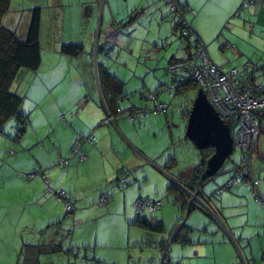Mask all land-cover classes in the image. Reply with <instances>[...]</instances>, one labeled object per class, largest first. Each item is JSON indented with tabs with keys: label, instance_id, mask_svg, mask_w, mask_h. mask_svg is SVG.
<instances>
[{
	"label": "crops",
	"instance_id": "0c3cea01",
	"mask_svg": "<svg viewBox=\"0 0 264 264\" xmlns=\"http://www.w3.org/2000/svg\"><path fill=\"white\" fill-rule=\"evenodd\" d=\"M245 1L175 0L179 7L190 10L186 16L187 20L207 46L214 64L225 68L227 63H233L232 70L238 68L242 70L247 65L256 66L257 69L253 73L255 84L264 88V55L260 54L262 58L257 60L248 48L241 49L239 53L238 47L227 40L223 44L233 49L234 57L229 60L226 56L217 55V61L208 46L209 43H213L215 34L222 26H226L228 20L239 14V9ZM255 2L251 13L247 7L243 8L252 21L245 24L246 26L250 24L248 35L264 41V0ZM36 9L41 11L42 63L32 78L41 79L44 84H40V87L43 86L45 94L59 97L54 98L51 109L46 108L35 120H30V116L25 115L29 119L28 128L29 125L37 128L39 124H43V129L46 130L41 135L38 133L32 141L29 140L31 143H27L28 129L19 140L14 137L16 129L12 136L4 131L0 132V264H23L25 254L31 251L28 247L41 244H62L64 248H68V244L76 245L85 249L87 255L90 253L89 245L93 242L86 237L89 224L83 223L79 226L81 220L78 221L76 216L80 215L84 219L86 213L95 209V203H100L101 194H107L109 191L113 193L124 183L122 175L128 164L121 165L120 160H111L108 157L111 152L121 155L122 152L119 151L127 147L140 160L139 164L147 165L149 168L155 166L163 175V172H171V176L167 174L168 179L161 175V180L167 182L169 178H175L176 186L179 182L191 185L196 169L188 171L184 176L182 170L177 172L179 166L176 161H169L165 165L158 162L159 157L156 156L155 150L150 151L145 142L141 141L140 133L135 126L140 119L142 122L139 127L148 124L149 120L140 116L131 121L126 114L130 109H150L151 105L139 104L137 99L128 98L129 94L138 92L136 89L138 87L132 85L133 78L129 75L128 78H123L127 76L121 72L113 73L115 61L110 63L105 57L106 51L114 50L112 48L116 45V49L128 48L130 40H134L137 34L142 33L143 46L149 42L156 54L166 50L165 55L160 53L163 56L162 60L167 59L168 53H171L167 71L174 60L184 58L186 55L179 53L177 49L171 51L176 36L168 4L164 0H24L22 3H15L12 0L8 25L25 37L32 11ZM240 22L243 20L236 23ZM72 46L78 48L79 52L72 54L64 51L65 48ZM132 50L133 54L134 49ZM95 51H98V54L103 53L102 58L98 56V62L94 60ZM161 59H157V62ZM161 63L159 61L158 65ZM43 67L52 72L47 73L50 76L40 78L39 70ZM64 67L79 71L81 76L67 78L63 74ZM128 68L127 64L122 63L118 65L117 70L128 71ZM31 75L32 71H23L20 80L13 85V90H18L17 85ZM156 77L165 79L164 74L161 77L156 74ZM172 84H174L172 79L170 81L165 79L160 84L155 92L158 95L157 103L166 104L165 101H159V96L167 92L166 88ZM64 87L67 90L63 89ZM69 95L81 96L83 99L80 102L81 108L76 109L72 100H66ZM20 112L23 114L22 108ZM121 112L124 115L118 114ZM261 115L262 129L253 170L254 177L259 180L256 188L263 204L256 203L252 187L243 181V176L239 172L232 170L235 164L231 163L226 167L233 152L220 172L202 186V194L212 202V208L218 214L221 223L214 219L212 222L202 210L197 209L200 213L192 211L186 220V226L188 225L186 230L181 233L180 239L172 241V244H175L174 247L171 245L172 262L264 264V113ZM66 119L70 124H66ZM67 125H71V128ZM92 137L95 138L93 145L88 142ZM79 140H84L82 149L88 156L86 161H79L73 156L72 148ZM235 150L237 149L234 148ZM240 152L242 155V151ZM61 160L67 161L68 166L60 171L57 168ZM139 164L136 168L142 166ZM128 166L130 167V164ZM39 170L44 173L48 183L39 176L27 179L28 175ZM128 178L130 177L126 176V181H131H127L129 187L138 181L137 177ZM147 180L149 179L145 177L144 181ZM230 181H233V184L224 191L222 198L216 197L218 190ZM59 191H66L74 202L75 211L72 215L66 214L64 202L57 195ZM116 196L112 201L110 197L109 203L106 204L108 214L117 206ZM135 197L133 193L125 196L126 200L130 199V204ZM88 206L93 209H89ZM175 215L177 217L176 211L173 213L174 219ZM71 220L74 221L73 224H70ZM155 221L157 225H162L165 231V224L162 221ZM139 228L145 230L140 225ZM225 229H228L229 234ZM177 230L176 227L173 234ZM69 235L71 238H68ZM94 245L97 255L100 247L97 241ZM161 250L163 252V248ZM161 256L162 254L157 253L148 260H141V264H161ZM67 257L74 256L58 252L41 255L38 260L40 264H71ZM115 258L113 257L114 261ZM92 260L94 264H106L101 260L94 258Z\"/></svg>",
	"mask_w": 264,
	"mask_h": 264
},
{
	"label": "rangeland",
	"instance_id": "374dc122",
	"mask_svg": "<svg viewBox=\"0 0 264 264\" xmlns=\"http://www.w3.org/2000/svg\"><path fill=\"white\" fill-rule=\"evenodd\" d=\"M14 1L15 3H22L24 0ZM253 1L255 2L256 0ZM239 11L240 12L238 15H234L230 20L226 22L227 25H223L222 29L215 34L213 43L208 44L212 56L215 60H217V55L222 57L226 56L229 60L234 57L235 53L233 49H230L226 47L225 44H223L227 42V40H230L231 43L238 47L239 53L241 52V49L248 48L252 52L253 56H256L255 58L257 60H260L262 58L260 54L264 55V41L256 40L255 37H251L250 35H248L250 24L247 25L248 27L246 26V24L248 22H252L250 20L251 17H249L250 15L247 14L245 9L241 7ZM173 16L174 14H171L170 17L173 18ZM175 19L176 18L174 17L173 22L175 21ZM241 20H243L242 23H236L237 21ZM143 41L144 35L142 33H139L137 34V38H135L134 40H130L129 47H125V49H123L125 51L116 49V45L112 48L114 50L106 51L105 57H107L110 63H113L115 61V63L113 64L115 65L113 67V73L118 74L121 72L124 73L125 76H127L123 78H128V75L133 78L132 85L133 87H138L136 88L138 92L129 94L128 98L130 100H133L134 98L137 99L139 104H150V109L154 110L157 104L154 103L148 97V95L150 93L155 94V92L160 87V84L164 82L165 79H169V81L171 79L173 81L174 79V77L167 71V66L169 60L171 59V53H168L167 59L162 60V54L165 55L164 51L166 50H162L160 52L162 53L161 55L160 53L156 54L155 52H153V48L149 45V42L145 43V45L143 46ZM178 45V41L174 38L173 49L171 51L177 49L179 53L185 55L186 52L180 51L178 49ZM223 47H225V49H222ZM132 49H134L133 54ZM225 53L227 54L225 55ZM98 56L99 58H102L103 53L100 52L98 54V51H95L94 60L96 62H98ZM157 59H161L159 60L162 62L160 65H158L159 61L157 62ZM122 63L128 65V71L117 70L118 65ZM224 67L226 71H231L233 63H227ZM46 69L47 67H43L41 68V70H39L38 75L40 76V78H42V76H50V74L47 73L52 72ZM238 70L241 69L238 68ZM77 72L79 75H77ZM34 73L36 72H32L31 77L24 79L23 82L17 85L18 90H13L20 96L24 97V103L22 105L23 115L30 116V120H35L46 108L51 109L54 98L58 99L59 97L58 95H54L55 97H51V95L45 94V92L43 91V86L40 87V84L42 85L44 83L41 81V79L36 80L35 78H32ZM160 73L165 75L164 80L156 77V74H159V76L161 77L162 74ZM63 74L69 79H73L76 76H81V73H79V71L70 67H64ZM45 83L48 84L47 81H45ZM63 89L67 90V88L65 87ZM200 94L201 93L199 90H195L190 91L187 94L171 97L169 91L163 92L159 96V101L166 102V105H168V114L150 112L147 115L141 116L143 119L149 120L148 124L139 127L140 122H142L141 119L138 120L135 124V126H137V130L140 133L141 141L145 142V145L149 147L150 151L155 150V153L157 154L156 156L159 157L158 162L165 165L169 161H176L177 165L179 166L176 169L177 172L178 170H182V174H185L184 176L188 174V171L190 172L194 170L200 163V149L192 140L187 137V127L190 113L194 103L196 102ZM69 99L73 101L72 104H74L76 109L81 108L80 102L83 99L80 95H73L71 97L69 95L66 97V100ZM37 102L40 103L36 105ZM218 116L223 121L224 125L228 127L224 119L219 114ZM66 120V124H70L68 119ZM43 126V124H39L37 128H32V126L29 125V134H27L29 136H27V143H31L32 139L37 136L38 133H40L41 135V133H44L46 131L45 129H43ZM70 126L71 125H67L68 128H71ZM18 127V123L13 119L4 127V132L12 136L15 134V129L17 130ZM42 136L44 137L45 134H43ZM94 141L95 138L92 137V139H90L89 141V144L93 145ZM82 143L84 145V142ZM45 144H47V141ZM33 151L35 152V150ZM119 152H122L121 155L112 154L111 152L110 154H108V157L111 160H120L121 165L130 164V167L128 165L125 166V171L122 175L125 181L120 185V188L118 187V189H116L117 191L113 193L111 191H109L110 193H107L111 197V201L113 197L117 195V206L112 213L110 212V214H108V205L101 206L100 203L98 204L96 202L94 205L96 206L95 209H93V207L91 206H88L89 209L93 210L86 213V215H84V219L80 215L76 216L78 221L81 220L79 221L81 222L79 226H82L83 223L89 224V232L86 234V237H89L91 239H89V241L93 243L89 245L90 250L88 249V252L90 253L88 255L85 253V249H81L80 246L73 245L75 247L77 257H67L71 264H94L95 262H93L92 258H94L95 260H101V262L106 264H141V260H148L149 258H152L151 256L154 257L157 253L158 255L162 254L161 258H163L164 255L160 247L165 243L169 244L168 254H170L171 256L173 252L172 246L174 247L175 245L171 242L173 230L176 227L180 228L183 222L186 224V220L189 215L185 217L183 216L182 219L183 212L180 210V206H176L175 204H173L175 197H170V194H168L169 186L172 184L175 185L177 183L175 181V178H169V180H166L167 182H165V180H161L162 176L164 178L166 176V179H168L167 174L171 176V172H163L165 175L164 176L162 172H159V170L155 166H150L149 168L147 165L139 164L140 160H138L134 153L130 152L127 147H125L123 151L120 150ZM72 153L74 154V151H72ZM82 153L84 155V158H81L83 155L79 156V154H77L78 160L86 161L88 156L84 151H82ZM241 158L242 155L240 150H235L230 160L227 161L226 167L233 163L235 164V166L232 167V170L235 171V169L241 163ZM137 164H139V166H142L136 168ZM67 166L68 165H64L63 167L66 168ZM57 169L61 171L60 167H58ZM126 176L130 177L128 179L137 177L138 181L135 182V185L133 182V186L129 187L127 181H131H126ZM145 177L149 180L144 181ZM130 193L136 195L132 204L129 203L130 199L126 200L127 198H125V196H129ZM103 194H101V196ZM168 200H170L171 202H167ZM143 201L147 202L146 205L148 208L139 213L136 204L139 202L145 203ZM153 203H161L162 206L158 205L155 210H151L150 208ZM174 211H176L177 213V217L175 215V219L173 216ZM193 213L200 212L199 210H197V212L195 210ZM202 213L213 222V218L211 219L210 216L205 212ZM72 214L73 213H71V215ZM140 218L142 220H149L154 226L157 225L155 220L159 222L162 221L165 224H163L165 227V234L142 230L141 228H139V225H136L137 221ZM73 222L74 221L71 220L70 224H73ZM214 222L216 223V221ZM95 241L98 242V246L100 247L98 248L97 255L95 254ZM159 249L160 252H158ZM113 257L116 259V261H114Z\"/></svg>",
	"mask_w": 264,
	"mask_h": 264
},
{
	"label": "trees",
	"instance_id": "16d2710c",
	"mask_svg": "<svg viewBox=\"0 0 264 264\" xmlns=\"http://www.w3.org/2000/svg\"><path fill=\"white\" fill-rule=\"evenodd\" d=\"M168 6L170 7V5ZM246 7L247 5L245 6L242 5L241 8H246ZM11 12H12V0H0V132L4 133L3 132L4 127L11 120L14 119L18 122L19 125L15 139L19 140L28 129L29 119L27 116L23 115L20 112L22 105L24 103V97L20 96L19 94L13 91V85L16 83V81L20 80L23 71L36 72L41 66L42 63V54H41V46H40L41 11L40 9H36L32 11L30 24L28 26V31L25 37H22L17 29H12L10 25H8L7 20ZM189 12L190 10H188L187 8L179 7V11L178 13H176V12H172L170 8V14H174L173 18L174 17L176 18L174 21V28H175V36L179 44L178 49L180 51L186 52L185 54L186 56L184 58L179 60H174L173 62H179L184 60L189 61L191 54H193L196 51L197 46H195V43L199 42L200 40L199 37L195 38L193 35H190L188 31L185 33L184 36L182 35L186 31L185 28H187L188 24L191 25V23L187 20L186 17ZM182 42H183V48L181 49ZM64 51L66 53H72V54L73 53L76 54L79 52L78 48L74 46L70 48H65ZM253 69H254L253 73H255L257 67L253 66ZM168 72H169V68H168ZM253 73H252L253 84L256 87H261L255 84ZM169 74H171L174 77L173 79L174 84H172V86H169V88H171L170 91L172 92L173 97H176L177 95L187 94L190 91L202 90L198 86V84H196V82H194L189 76H187L182 72H178V73L169 72ZM155 95L158 97L157 93H155ZM141 110L142 109H130L126 113L128 114L127 117L131 121H135L132 120L130 114L133 113L134 111H141ZM142 111H152V110L145 109ZM118 114L124 115V113L122 112ZM261 116L262 115L259 116L260 121H261ZM82 142H84V140ZM82 142L81 140L77 141L74 147L72 148V151L75 150L77 144H81L80 152H82L83 151ZM80 152L76 150L73 156H75V158L78 159L77 154L80 155ZM213 155H214V150L211 148L200 151V163L194 171L193 182L191 185L183 184L179 182L183 187L181 186L177 187L176 185L172 184L168 188V194L175 196L176 201L174 204L179 205L180 210L183 212L182 219L183 216L184 217L188 216L192 211L197 210L196 206L191 205L189 203L191 199L189 195L191 193H196L198 190L202 191L203 188L202 186L210 179L207 176V165ZM61 161L59 162L58 167L63 169L64 168L63 166L67 165V161L64 160ZM38 172H40V174H42V176L45 177L42 178L46 180L45 182H47L48 180L46 179L44 173L40 170ZM60 192L62 191H59L57 195L59 199L64 202L65 205V200L60 198ZM63 192L67 196L66 200L70 201L73 205L72 210L69 213L66 212V214H71L75 211L74 209L75 204L72 201V199L69 197V195L66 193V191ZM200 196L204 197L202 193L200 194ZM208 202H209L208 204L213 206L210 199H208ZM160 205L162 206V204ZM210 218L212 217L210 216ZM137 224L140 225L145 230H149L156 233L165 232L162 225L158 224L154 226L149 220H142L140 218L137 221ZM186 227H187L186 224L183 222L182 226L178 228L177 231H175V233L171 237V240L175 241L177 240V238L180 239V235L184 230H186ZM68 238H71V236L69 235ZM168 246L169 244L167 243L161 246V248H163V255H164L161 264L164 262H168V264H176L172 262L171 256L170 254H168ZM67 247L68 248H64L62 244H49V245L41 244L36 247H28L30 248L29 250L31 251H29L30 253L28 252L25 254L23 264H40L38 260L39 256L44 254L58 253V252L59 253L63 252L66 254L73 255L74 257H77L75 253L76 252L75 247L69 244Z\"/></svg>",
	"mask_w": 264,
	"mask_h": 264
},
{
	"label": "built area",
	"instance_id": "2783aa9c",
	"mask_svg": "<svg viewBox=\"0 0 264 264\" xmlns=\"http://www.w3.org/2000/svg\"><path fill=\"white\" fill-rule=\"evenodd\" d=\"M170 5L171 11L178 13L179 7L175 0H164ZM247 5L251 11L254 7L253 0H246L243 6ZM186 31L182 34L183 36L188 31L190 35L195 38L199 37L194 29L188 24ZM197 46L196 51L191 54L189 61L173 62L169 67L170 73L182 72L189 76L198 86L204 91L207 99L215 108L216 112L224 119L229 129L232 132L234 140V148L242 151L241 163L235 169L243 176V181L252 187L253 197L258 204H263L262 198L259 196L257 190V184L259 180L254 177L253 162L256 155L258 141L261 133V121L259 116L264 112V89L256 87L253 84L252 73L254 72L252 65H247L242 70H231L226 71L225 68L219 67L212 61L208 48L205 43L200 39L199 42L195 43ZM183 48V42L182 47ZM234 48V47H233ZM184 81V79H183ZM171 88L167 87L166 91H169L171 97H173ZM149 98L157 104L152 111H134L130 114L132 120L140 116L149 114L150 112H157L159 114H166L168 112V105L165 103H157V96L153 93L149 94ZM81 144H77L75 150L80 152ZM83 155L80 152L81 156ZM84 158V155L81 157ZM36 176H42L40 172L30 174L27 176L28 179H34ZM48 183V181H47ZM233 181L224 185L218 190L216 196L222 198L224 191L230 188ZM183 187L178 183L177 187ZM196 193H191L192 196L189 203L194 206H198L205 213L209 214L214 220L221 219L210 204L208 199L198 196V200L195 199ZM200 195V192H199ZM60 198L65 200V209L69 213L73 205L70 201H67L66 194L60 192ZM195 199V200H194ZM110 201V196L103 194L100 198V205H106ZM145 203L139 202L136 204L138 212L144 211L147 207ZM161 203H153L151 210H155ZM225 231L229 234L228 229ZM162 264H168L164 262Z\"/></svg>",
	"mask_w": 264,
	"mask_h": 264
},
{
	"label": "water",
	"instance_id": "95a60500",
	"mask_svg": "<svg viewBox=\"0 0 264 264\" xmlns=\"http://www.w3.org/2000/svg\"><path fill=\"white\" fill-rule=\"evenodd\" d=\"M200 93L190 113L187 137L196 144L200 151L208 148L214 150V155L207 165V176L213 178L234 152V140L231 130L224 125L204 91L201 90ZM199 192L202 193L198 190L195 194L197 200L200 196ZM189 197L192 198V196ZM199 210L202 209L199 208Z\"/></svg>",
	"mask_w": 264,
	"mask_h": 264
}]
</instances>
